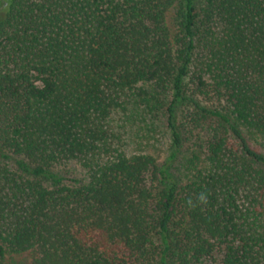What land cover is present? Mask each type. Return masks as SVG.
Returning <instances> with one entry per match:
<instances>
[{
  "label": "trees",
  "instance_id": "1",
  "mask_svg": "<svg viewBox=\"0 0 264 264\" xmlns=\"http://www.w3.org/2000/svg\"><path fill=\"white\" fill-rule=\"evenodd\" d=\"M0 264H264V0H0Z\"/></svg>",
  "mask_w": 264,
  "mask_h": 264
},
{
  "label": "clouds",
  "instance_id": "2",
  "mask_svg": "<svg viewBox=\"0 0 264 264\" xmlns=\"http://www.w3.org/2000/svg\"><path fill=\"white\" fill-rule=\"evenodd\" d=\"M200 200H201V201H204V200H205V196H204L203 194H201V196H200Z\"/></svg>",
  "mask_w": 264,
  "mask_h": 264
}]
</instances>
